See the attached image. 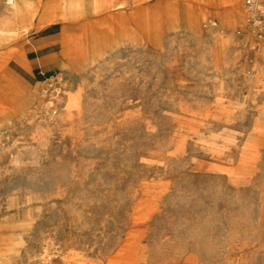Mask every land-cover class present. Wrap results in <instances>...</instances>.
<instances>
[{
    "label": "rangeland",
    "instance_id": "rangeland-1",
    "mask_svg": "<svg viewBox=\"0 0 264 264\" xmlns=\"http://www.w3.org/2000/svg\"><path fill=\"white\" fill-rule=\"evenodd\" d=\"M257 15L0 0V264H264Z\"/></svg>",
    "mask_w": 264,
    "mask_h": 264
},
{
    "label": "bare ground",
    "instance_id": "bare-ground-1",
    "mask_svg": "<svg viewBox=\"0 0 264 264\" xmlns=\"http://www.w3.org/2000/svg\"><path fill=\"white\" fill-rule=\"evenodd\" d=\"M234 1V0H233ZM264 3V0H254L251 6H248L249 10L256 11ZM11 89V91H9ZM9 100L17 97L18 91L10 85H4L3 90L1 91Z\"/></svg>",
    "mask_w": 264,
    "mask_h": 264
},
{
    "label": "built area",
    "instance_id": "built-area-1",
    "mask_svg": "<svg viewBox=\"0 0 264 264\" xmlns=\"http://www.w3.org/2000/svg\"><path fill=\"white\" fill-rule=\"evenodd\" d=\"M254 0H246L248 6L253 4ZM256 12L259 13L257 17L254 16L253 21H255V27H258V34L264 35V3L257 8Z\"/></svg>",
    "mask_w": 264,
    "mask_h": 264
}]
</instances>
